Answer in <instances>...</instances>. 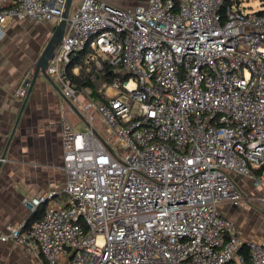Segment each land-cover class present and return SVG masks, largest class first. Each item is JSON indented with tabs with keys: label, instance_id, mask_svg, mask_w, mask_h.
<instances>
[{
	"label": "built area",
	"instance_id": "obj_1",
	"mask_svg": "<svg viewBox=\"0 0 264 264\" xmlns=\"http://www.w3.org/2000/svg\"><path fill=\"white\" fill-rule=\"evenodd\" d=\"M65 2L0 0V37L10 22L56 25ZM222 2L126 10L81 0L69 13L46 68L85 125L60 123L67 201L55 202L56 191L24 199L31 214L45 205L42 216L7 226L0 244H21L45 264H264V245L243 243L219 210L245 201L235 177L264 187V15L240 4L220 14ZM83 50L117 69L104 102L68 75Z\"/></svg>",
	"mask_w": 264,
	"mask_h": 264
},
{
	"label": "crops",
	"instance_id": "obj_2",
	"mask_svg": "<svg viewBox=\"0 0 264 264\" xmlns=\"http://www.w3.org/2000/svg\"><path fill=\"white\" fill-rule=\"evenodd\" d=\"M101 1L117 7H126V4H119L115 0ZM80 3L78 0L73 10ZM146 3L147 0H136L126 9H131L134 5L144 6ZM71 8L72 3L70 10ZM24 22L29 24L22 25V28L34 26L38 31V25H45L46 32L38 31L37 40L29 45L20 44V41L15 42V45L12 42L13 37H16L13 35L16 31L14 26L20 27L19 24ZM52 28V23L23 20L10 22L3 29V35L0 37V160L24 98L17 97L16 91L22 87L24 80L30 77L37 59L34 57L39 56L37 52L46 44L44 42L49 38ZM20 45L22 48L17 47ZM29 47V55L32 53L33 58H26ZM12 52L14 56L9 57ZM65 107V102L58 97L51 84L44 82L41 77L38 78L16 124L4 160L0 162V231L5 230L7 226L30 224L42 216L45 205L41 206L39 210L42 211L31 219L32 214L23 205L24 199L56 191L55 202L60 201L59 194L62 193L65 179L61 168V119L64 117L76 131L85 128L80 118L73 113L70 112L71 118H67ZM79 128L81 129L78 130ZM258 170H253L255 175L263 171L262 169L258 174ZM235 182L245 196V201L237 208L221 206L220 213L232 221L243 243L257 242L264 245V204L257 202L258 196L264 195V187L255 188L243 177H235ZM0 264L45 263L41 258L28 254L21 244L6 242L0 244Z\"/></svg>",
	"mask_w": 264,
	"mask_h": 264
},
{
	"label": "trees",
	"instance_id": "obj_3",
	"mask_svg": "<svg viewBox=\"0 0 264 264\" xmlns=\"http://www.w3.org/2000/svg\"><path fill=\"white\" fill-rule=\"evenodd\" d=\"M222 5L219 10L220 14L224 13L225 8L231 7L234 3L239 4L240 0H222ZM264 15V10L257 12ZM86 55V57H85ZM96 60H99L102 69L98 70ZM77 69L73 71V69ZM67 72L72 84L78 90L91 91V97L99 102H104L105 87L112 82L113 79L118 78L117 69L112 68L107 61L95 55L92 51H79L75 53L70 63L67 66ZM263 168L256 173H260ZM42 210H37L32 214L31 219L36 217ZM38 219V218H37ZM32 221V220H31Z\"/></svg>",
	"mask_w": 264,
	"mask_h": 264
},
{
	"label": "water",
	"instance_id": "obj_4",
	"mask_svg": "<svg viewBox=\"0 0 264 264\" xmlns=\"http://www.w3.org/2000/svg\"><path fill=\"white\" fill-rule=\"evenodd\" d=\"M71 3H72V0H66L64 11L61 15L60 21L55 26H53L49 39L47 40V42H46L45 46L43 47L41 53L39 54V56L36 59V62L34 64V67H33V70H32L30 77L25 79L23 84H22V87L25 88L27 91H26V94L23 98L21 107L19 108V111L17 113L16 119L14 122L13 132L15 130L16 124H17L20 116L22 115V112H23V109L25 107L26 101L28 99L29 93H30L32 87L34 86L36 80L40 77L44 80V82L51 84L53 89L56 91L58 97L61 98L65 102V104L71 108V110L75 113V115L77 117L80 118L81 121H84L82 116L77 111V109L73 105H71V103L66 98L63 97V95L60 93L57 86L54 84V82L51 80V78L46 74V68L48 66L49 60L52 58L54 50L59 45L61 38L63 36L65 25H66V19L69 15ZM13 132H11V135L9 136V138L6 142L5 150L1 155L0 162L2 160H4L5 153H6L7 147L9 146ZM0 165H1V163H0Z\"/></svg>",
	"mask_w": 264,
	"mask_h": 264
},
{
	"label": "rangeland",
	"instance_id": "obj_5",
	"mask_svg": "<svg viewBox=\"0 0 264 264\" xmlns=\"http://www.w3.org/2000/svg\"><path fill=\"white\" fill-rule=\"evenodd\" d=\"M81 1V0H80ZM116 2H118L119 4L120 3H123V4H126V7L125 8H123V7H117V6H115V5H112V4H110V3H107V4H109V5H111V6H113V7H116V8H119V9H126V8H128V6L130 5V4H133L134 2H136V0H115ZM78 2V0H73V2H72V8H71V10H70V13H71V11L73 12L74 10V6H75V4ZM240 8L243 10V12H245V13H257V12H259V11H262V10H264V0H240ZM237 4H233L232 6H236ZM135 6V5H134ZM133 6V7H134ZM133 7L131 8V9H133ZM131 9H126V10H131ZM27 24H29V23H26V22H24V23H22V24H19V25H21L20 27H18V25H15L14 26V28L16 29V31L13 33V35H15L16 37H13L14 38V40H12V42L15 44V42H19L20 44H26V45H29V43L30 42H32V41H36L37 40V37H38V31H42V32H44L46 29H47V27L45 26V25H38V31H37V29H35L34 28V26L32 27V28H22V25H25V26H27ZM53 25H55V24H53ZM9 26H11V25H9ZM46 32V31H45ZM51 35V34H50ZM50 35L48 36V37H50ZM49 38H46V40H45V42L44 43H46V41L48 40ZM16 45V44H15ZM44 45L45 44H43L42 46H41V49H39V52H37L38 53V55H39V53L41 52V50H42V48L44 47ZM9 47H11V46H9ZM18 48H22V46L20 45V46H17ZM13 51H15V49H14V46H13ZM29 51H30V47H29V49H28V54H27V57L26 58H33V54L31 53L30 55H29ZM9 54V53H8ZM29 55V56H28ZM12 57V56H14V52H12L10 55H9V57ZM85 57H86V55H85ZM34 58H37V57H34ZM33 70V69H32ZM77 69L75 68V69H73V71H76ZM32 73V72H31ZM93 101L94 102H96V99L95 98H93ZM84 103L86 102V100H84L83 101ZM66 112V111H65ZM90 114H91V116L93 117V127H94V130H95V132L96 133H98L99 135H101L103 138H106L107 137V128H106V125L103 123V121H102V119H101V117H100V115L98 114V112L93 108L92 110H90ZM66 115H67V118H71V114H70V112H66ZM74 117V116H73ZM75 118V117H74ZM76 119V118H75ZM82 123V122H81ZM80 125V124H79ZM81 128H79L78 130H80ZM83 130H85V128L84 129H82V130H80V131H83ZM258 187H261V186H258ZM59 200L61 201V202H66L67 201V197H66V195L65 194H63V193H60L59 194Z\"/></svg>",
	"mask_w": 264,
	"mask_h": 264
}]
</instances>
